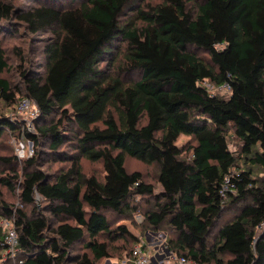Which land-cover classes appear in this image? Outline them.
I'll list each match as a JSON object with an SVG mask.
<instances>
[{
  "label": "trees",
  "instance_id": "trees-1",
  "mask_svg": "<svg viewBox=\"0 0 264 264\" xmlns=\"http://www.w3.org/2000/svg\"><path fill=\"white\" fill-rule=\"evenodd\" d=\"M135 1L22 9L0 0V21L17 17L32 33L53 31L44 75L23 71V96L39 108L37 132L26 135L38 145L47 139L55 156L71 162L52 174L38 167L22 174L20 198L32 212H15L20 250L1 264H100L111 255L105 237H134L127 225L113 226L109 214L129 219L133 198L154 188L141 171L126 168L127 156L159 166L163 202L146 220L154 228L172 225L177 236L166 243L172 253L205 264H264V0H162L137 9L143 25L131 26L121 17L136 10ZM119 37L126 48L112 72L102 62ZM7 68L0 47V94L13 103L17 90L3 75ZM124 71L138 78L125 80ZM205 80L228 83L231 92L213 94ZM70 110L73 156L61 151ZM53 114L57 120L40 124ZM6 130L21 136V120L0 114V136ZM181 135L195 139L188 151L177 143ZM82 157L100 161L103 175H85ZM23 159L26 169L37 163L35 156ZM235 169L236 188L224 196L222 185ZM18 178L0 181L13 187ZM228 202L240 212L208 245ZM13 208L0 191L1 218L14 215ZM1 227L0 257L8 249ZM77 243L85 250L73 254Z\"/></svg>",
  "mask_w": 264,
  "mask_h": 264
},
{
  "label": "rangeland",
  "instance_id": "rangeland-1",
  "mask_svg": "<svg viewBox=\"0 0 264 264\" xmlns=\"http://www.w3.org/2000/svg\"><path fill=\"white\" fill-rule=\"evenodd\" d=\"M1 1L11 3L16 8L27 9L40 4H55L57 6L70 7L79 4L83 0H57L56 2L49 0ZM161 1L162 0H136L134 4L136 10H125L121 17L122 22L130 23L131 26L143 25V21L139 17L137 9L142 8L146 11L149 10L150 6L156 5ZM190 7L193 9L192 3L190 4ZM8 26H10V28H6ZM51 37H53L52 30L32 33L17 17H13L8 21H0V47H3L5 50L8 60V68L5 70L3 75L11 82L12 88L17 90L16 99L13 103L6 101L0 94V114L11 117L12 112L16 113V105L18 104V101L23 97H26L23 96L26 93L24 85L25 77L23 75L24 70H28L35 76L44 75L46 65L44 46ZM125 48V40H122L120 37L115 40L112 52L108 53L105 61L102 62L103 68L113 72V68L117 67L119 62L122 60V54ZM196 51L199 55L208 57L205 51H202L201 49H196ZM122 75H124L125 80H134L138 78V74L131 71H124ZM203 83L209 88L210 92L220 95L224 94L220 92L218 85H214L209 80H205ZM58 117L59 114H53L48 117L47 120L40 122V124H48L50 123V120H57ZM71 117L72 115L70 110L69 117L64 119L61 127L62 133L68 137V140L63 146H61V151L65 154L73 156L76 154L74 147L76 138L73 133L74 128L71 123ZM20 137L21 136H17L15 133L8 132V130L4 131L0 136V177L14 176L15 173L19 174V178L16 180L13 187L3 184L0 181L2 198L9 205L14 207V215L4 218H1L2 216H0V227H3H1L3 235L5 233L3 223L6 220H10V223L13 224L18 218V215L15 214L18 209H23L27 213L32 212V207L30 205H24L20 198V181L22 179V174L26 171H30L34 167H38L42 171L52 174L61 167L69 166L71 164L70 161L61 160L58 156H55V154L50 150L51 148H49L47 139L42 138L41 144L38 145L33 138L26 136L24 137L25 142L32 144L35 150L32 157H37L36 165L32 166V168L26 169L24 159L19 158L16 151V141L18 138L21 139ZM177 143L179 146L188 151L195 143V139L190 135H181ZM230 148L233 151H236L239 148L234 136H230ZM3 157L10 159V162L2 159ZM125 164L129 171L139 170L143 173L144 180L153 185L154 194L135 196L133 198V203L137 209L132 211L129 219L122 218L120 214L116 213L109 214V218L113 223V226L119 224L127 225L134 237H119L114 240L105 237L110 245L109 250L111 255L101 259L100 264H130L133 258V249L138 243L142 244L143 250L151 257H154L157 254L159 256L158 259H156L158 263H160L162 259L166 258L172 260L175 258V255L178 254H173L167 248L166 243L168 242V239L176 238L177 232L169 222H165L159 228H154L146 220V212L148 210L155 209L158 207L159 203L163 202V199L157 196V194H160L163 191V187L159 182V166L156 163H146L131 156H127ZM240 165H242V163H240ZM80 166L81 171L85 175H103V165L100 161H91L82 157L80 159ZM35 198L36 203L41 207L45 205V201L40 197V195H36ZM239 208L240 206L238 205L231 206L229 202L226 204L221 218L217 222L216 226H214L211 230L208 245L213 244L217 240L219 227L239 214ZM83 250H85V248H83L82 243H77L72 249V253H78ZM5 256L6 253L4 252L0 257V264L4 260L3 258ZM224 258H227V256Z\"/></svg>",
  "mask_w": 264,
  "mask_h": 264
},
{
  "label": "built area",
  "instance_id": "built-area-1",
  "mask_svg": "<svg viewBox=\"0 0 264 264\" xmlns=\"http://www.w3.org/2000/svg\"><path fill=\"white\" fill-rule=\"evenodd\" d=\"M218 87L221 93L228 94L231 92V86L228 83H224ZM38 116L39 108L36 101L27 96L18 101V104L16 105V113H11L12 118L21 120V139L18 138L16 141V151L19 158L23 159L32 157L34 155L35 150L32 144H28V142L26 143L24 137L27 136V131L31 133L37 132L36 119ZM235 175H238V173L236 170H233L226 176L221 189L224 196H226L229 191L233 192L235 190L236 184L233 181V177ZM3 225L5 229L4 241L8 247L6 256L3 258L6 260L8 257L15 258L18 251L20 250L19 235L15 223L11 224L10 220H6ZM158 257L159 256L157 254L154 257L148 255L143 250L142 244L138 243L133 249V258L130 264H205L185 255H175V258L172 260H169V258L162 259L160 263H158L156 260ZM19 261L22 262V260Z\"/></svg>",
  "mask_w": 264,
  "mask_h": 264
}]
</instances>
